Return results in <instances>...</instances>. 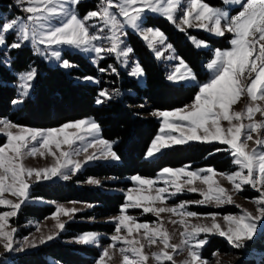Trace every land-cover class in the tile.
<instances>
[{
	"label": "snow or ice",
	"instance_id": "snow-or-ice-1",
	"mask_svg": "<svg viewBox=\"0 0 264 264\" xmlns=\"http://www.w3.org/2000/svg\"><path fill=\"white\" fill-rule=\"evenodd\" d=\"M82 2L83 0H15V5L28 15L0 20V51L18 50L26 42H30L37 54L48 59L54 58L65 69L75 67L62 57L61 48L65 46L84 53H94L96 63L108 56H115L118 60L123 58L126 62L133 49L125 45L123 37L127 36L125 29L131 28L148 43L157 56H160L162 53L156 49V45L163 44L167 37L160 29L143 26L149 13L162 16L182 32L197 28L217 37L231 34L229 40L231 47L224 50L216 49L213 59L207 64L212 76L206 83L200 85L194 103L184 109L158 113L163 117L161 133L167 128L179 132V136L172 135V132L158 134L146 156L151 158L164 149L184 145L190 141L202 143L215 141L227 146L217 147L215 151L229 152L234 158L233 163L239 166L238 170L231 173H218L213 168L187 170L190 166L179 169L165 167L161 169L159 177L167 187L155 189L153 186L157 180L142 178L139 175L132 177L139 187L127 192V202L121 206V214L113 218L117 225L116 234L110 237L112 243L103 250L97 264H107L105 258L108 260L112 258L109 249L115 248L121 241L127 245L119 249L123 255V264H148L150 256L158 264L162 260L176 264L173 254L178 248L182 251L186 249L188 252L189 258L182 264H208L200 253V249L208 242L207 235L199 238L202 233L224 237L236 249L246 247L247 242L254 241L259 231L264 230V105L260 103L264 102V0H222L223 5L239 6L234 15H230L229 11L223 8L213 7L204 0H190L187 4L184 0H99L96 9L80 17L76 9ZM89 21L97 23L89 24ZM10 36H14L15 40L10 41ZM189 39L196 48L209 46L207 41L196 37ZM103 41H108L110 46L105 47ZM166 47L170 49L172 45ZM171 58L178 60V65L168 75V80L173 82L196 80V74L182 57ZM5 63L10 66V60H6ZM99 70L117 72L112 65H109L108 69ZM37 75V70L30 68L19 76L20 97L12 101L14 105L24 103V98L28 97ZM131 75L137 77L144 75V69L139 62L135 64ZM245 95L249 99L245 109L234 110L233 106ZM111 99V94L101 91L96 103L103 104ZM258 113L262 117L260 120L255 119ZM222 121H226L228 126L224 127ZM184 122H187V134ZM0 125H2L0 132L7 137V143L0 146V206L10 209L0 213V242L7 252H11L16 229L9 230V219L17 216L21 206L29 199L31 187L29 178L34 176L37 182L51 180L54 177L69 180L72 174L90 161L99 159L118 161L120 157L113 150V142L99 138L100 125L93 120L69 122L60 128L47 130L27 128L6 118L0 119ZM13 129L18 131L14 132ZM69 129L78 131L69 132ZM79 133H86L94 139L86 142L82 148L74 150L72 145L77 140L85 141V135ZM253 133H256L255 137ZM249 141H252L255 147L249 148ZM63 145L68 146L67 151L62 150ZM53 146L59 150V154L53 150ZM89 148L97 151L86 155L83 161L73 159V156L81 152L87 153ZM47 154L53 156L55 160L50 167L29 168L23 162L25 157ZM217 175L225 177L237 192H242L244 186L248 185L259 193V196L254 198L257 204L255 213L242 209L241 215L223 216L227 223L226 228L216 220L219 213L199 214L187 210L190 204H214L215 207H222L235 203L228 190L214 178ZM165 177L168 178L164 179ZM181 177L187 178L183 184L180 183ZM196 181L207 185V191L194 186L187 188V191L199 192L203 199L184 201L172 207L156 206L158 202L166 203L171 196L185 191L184 184L194 185ZM88 182L100 183L95 179ZM170 188H174V191H169ZM133 192L139 194L134 195ZM5 193H10L17 199H7ZM129 209H142L143 213H152L158 218L165 212L181 217H210L212 223L190 224L182 218L179 223L184 226L181 232L183 239L180 245H176L170 243L171 235L164 228L162 218L156 227H150L149 223L137 222L133 216L128 215ZM77 211L79 210L75 208L66 209L61 206L58 207L56 215L70 216ZM57 227L63 231L65 224L58 222ZM122 229H126L127 235H120ZM141 229L144 230L147 246L155 245L159 239L163 248L147 254L144 251L145 244L140 243L135 237L129 239L134 231L139 232ZM58 235L59 232L49 234L41 242L51 241ZM77 242L97 244L98 234H82L77 238ZM168 249H171V252ZM129 252L133 258L125 254Z\"/></svg>",
	"mask_w": 264,
	"mask_h": 264
},
{
	"label": "trees",
	"instance_id": "trees-1",
	"mask_svg": "<svg viewBox=\"0 0 264 264\" xmlns=\"http://www.w3.org/2000/svg\"><path fill=\"white\" fill-rule=\"evenodd\" d=\"M216 4L219 0H204ZM11 0H0V8L8 10ZM99 0H91L81 4L82 10L96 8ZM84 7V8H83ZM149 26L163 30L168 41L177 49L178 54L195 70L201 80L207 78L200 59L206 52L197 50L186 38V34L178 30L163 17L150 16L146 21ZM207 37L204 34H201ZM209 38V37H207ZM215 44L220 40L209 38ZM128 40L138 54L146 73V84L140 86L136 79L121 72L122 89L133 90L123 98L110 100L97 105L96 98L99 86L81 82L78 78L98 74L97 68L79 53L65 52L64 58L75 67L65 71L59 66H51L38 57L30 46H23L10 51V66L3 62L4 53L0 51V117H8L13 123L38 128H51L93 116L102 127L103 136L108 140H116L115 151L120 157L118 164L98 162L87 166L81 173L66 181L43 182L32 187L33 196H41L58 202L78 201L92 205V209L77 216H93L103 218L116 215L125 202L120 193H109L99 188L81 185L88 176L105 175H141L153 176L165 167H179L185 164L193 166H211L219 172L233 168L232 156L227 151L216 152L217 147L226 148L219 143L192 142L176 145L166 149L157 158L145 160L144 156L160 127L159 121L150 115L153 110L176 109L186 106L195 99L197 85L174 84L166 78L162 65L158 62L142 38L134 33L128 34ZM34 64L37 77L34 81L33 97L24 105L13 110L12 101L17 97L16 71H21ZM116 75H114L115 77ZM0 136V146L5 143ZM55 211L52 205L25 204L22 206L18 222L25 223L29 219L43 220ZM70 230L59 238L41 245L36 249L23 251L15 255L6 254L0 264H95L100 256L98 248L87 244H69L64 237L78 232L93 230L97 227L114 230L112 225L71 221L66 224ZM24 234L31 232L25 229ZM261 252L260 258L245 257V250ZM244 249H235L241 255L233 264H264V230L252 242H247ZM230 244L219 236H214L206 247L205 256L220 251H232ZM9 257V258H8ZM8 258V259H7Z\"/></svg>",
	"mask_w": 264,
	"mask_h": 264
},
{
	"label": "rangeland",
	"instance_id": "rangeland-1",
	"mask_svg": "<svg viewBox=\"0 0 264 264\" xmlns=\"http://www.w3.org/2000/svg\"><path fill=\"white\" fill-rule=\"evenodd\" d=\"M12 2H10L8 4L7 9L8 10H2L0 8V20H8L14 16H23L26 17L28 14L25 12H22L20 10V8H18L15 5V0H11ZM87 1H91V0H83L82 3L87 2ZM190 0H184V3L187 4L189 3ZM205 2V1H204ZM81 3V4H82ZM208 3V2H206ZM81 4L77 7L76 11L78 16L83 17L88 11L90 10H94L96 8H89L87 10H82ZM209 5L213 6V7H218V8H223L224 10L229 11L230 15H234L238 10H239V6H227V5H223L222 4V0H219L218 3L216 4H210ZM84 8V7H83ZM150 16L153 17H162L158 14H152L149 13L146 18H145V22H144V27H152V28H156V29H160L161 31H163L161 28L156 27V26H149L146 24V21L148 20V18ZM89 24H93V23H97L96 21H89ZM174 25V24H173ZM176 28L177 26L174 25ZM178 29V28H177ZM127 31V36L123 37L124 41H125V45L127 47H130L133 49V52L129 55V57L127 58V61L124 62L123 58H121L120 60H118L115 56H108L106 59L99 61V63L94 62V58H95V54L94 53H84L81 52L79 50H74L68 47H63L61 48V52H62V57L64 58V53L70 52V53H79L81 55H83L84 57H86L90 63L92 65H94L97 70H98V74L94 75V76H83L78 78L79 81L81 82H86V83H90V84H96L99 86V90H98V95L97 98L99 97V94L101 91H107L109 94H111L112 99L111 100H118L123 98L124 94L126 93H130L133 94L134 91L133 90H126V89H122L120 87V85L116 86V84L119 83V81H121L122 77H121V72H125L127 73V75L131 78H134L137 80L138 84L140 86H144L146 84V73L144 71V75L143 76H133L131 75V72L133 71V68L135 67V64L137 62H139V64L142 66L139 56L138 54L135 52L132 44L130 43V41L128 40V34L130 33H134L136 35H138L140 38H142L137 32H135V30L131 29V28H126L125 29ZM179 30V29H178ZM93 31H95V29H93ZM105 31L107 32V29H105ZM186 34V38L187 40L193 45L192 41L189 39V37H196L197 39L200 40H204L207 41L208 43V47L207 48H196L194 45V47L197 50H201L206 52L205 54H203V57L200 59L202 67H203V71L207 73V78L205 80H201L198 78L195 70L191 67V65L184 60L189 67L192 68V70L194 71V73L196 74V80L195 81H183V82H173L168 80L169 82H172L174 84H184V85H197L198 88L200 87L201 84L206 83L212 76V72L207 68V64L209 63V61L211 59H213L214 57V51L216 49H229L231 47L229 40L231 39V34H226L225 37H217L213 34H210L202 29H197V28H190L187 29L186 32H184ZM165 34V33H164ZM201 34L206 35L209 38H213V39H218L220 40L219 44H215L212 40H210L207 37L202 36ZM166 36V35H165ZM10 41H14L15 37L14 36H10L9 37ZM143 40V38H142ZM144 43L148 46V43L143 40ZM103 45L105 47L110 46L108 41H103L102 42ZM172 45V43H170L168 41V39H166V41L163 44L157 43L156 45V49L158 51H160L162 53V55L157 56L156 52L153 51L149 46V50L152 52V54L155 56V58L158 60V62L162 65L164 71H165V75L166 78L168 77V75L173 71L174 67L178 65V60L171 58V57H181L178 52L177 49L175 48L174 45H172V48L168 49L166 46L167 45ZM125 45H122V47H124ZM24 46H30L33 50V52L35 53V55H37L38 57L44 59L49 65L51 66H59L61 68H63L60 64V62L56 61L54 58L52 59H48L45 56L39 55L35 52V49L33 48V46L31 45L30 42H26L24 44ZM42 48L44 46H41ZM55 47H60V46H55ZM4 53V59L3 62L5 63L6 60H11L10 58V51H2ZM109 65H112L113 67H115L117 69L116 73L111 72V70L107 71V72H101L99 69L100 68H105L108 69ZM30 68H35L34 64H30L28 68L21 70V71H16L15 74L18 77V81H17V98L20 97V79L19 76L28 71ZM143 68V66H142ZM65 71H69L70 69H65L63 68ZM144 69V68H143ZM114 75H116L114 77ZM85 77H93V80H88L85 79ZM119 79V81H118ZM35 81V80H34ZM34 81L32 82V88L29 92L28 97L24 98V102L28 99V98H32L33 97V87H34ZM199 92V90H198ZM198 94V93H197ZM96 98V101H97ZM110 100H106V102H108ZM194 103V100L192 102H190L189 104H187L186 106H189L191 104ZM249 103V99L248 97L245 95L243 96L240 101L233 106V109L236 111H241L244 110L246 105ZM262 105H264V102H260ZM23 104L20 105H14L13 104V110H16L18 108H20L21 106H23ZM97 105H101V104H97ZM186 106L180 107V108H176V109H166V110H153L150 115L153 116L154 118H156L159 123H160V127L158 129L157 134L155 135V137L158 134H164V133H168V132H172V135H176L179 136V132L176 131H172L171 129H164V133H161V128H163V117L159 116L158 113L159 112H163V111H174L177 109H184ZM7 119L10 120L8 117H0V119ZM256 120H260L262 119L261 115L258 113L255 116ZM80 120H93L95 122L96 119L93 116H87L75 121H80ZM11 121V120H10ZM75 121H70V122H75ZM247 122V121H245ZM69 123V122H67ZM98 123V122H97ZM222 125L224 127H227L228 124L226 121H222L221 122ZM99 124V123H98ZM185 124V134H187V122H184ZM64 125V124H63ZM23 126V125H21ZM62 125L57 126V127H51V128H38V127H31V126H24L27 128H33V129H42V130H47V129H56V128H60ZM0 127H2V125H0ZM14 132L18 131L17 129H13ZM69 132H77L78 130L75 129H69ZM82 135H85V141H79L77 140V142L72 145V149L74 150H78L80 148H82L84 146V144L90 140H93L94 138L92 136H88L86 133H79ZM0 136L5 137V143H7V137L3 132H0ZM253 136H256V133H253ZM154 137V138H155ZM99 138L101 139H106L103 136V132H102V127L100 126V132H99ZM62 139V137H61ZM154 140V139H153ZM152 140V142H153ZM110 142H113V150L115 151V145L117 143L116 140H108ZM151 142V143H152ZM192 142H199V141H190L189 143ZM212 143H218V142H212ZM188 144V143H187ZM249 144V148L251 147H255V145L253 144L252 141L248 142ZM101 146H97V148H99ZM150 147V146H149ZM171 148V147H170ZM53 150L57 151V154H59V150H56L53 146ZM62 150L67 151L68 150V146L67 145H63L62 146ZM166 149L162 150L161 153H163ZM93 151H97V149H93V148H89L87 153H83L81 152L79 155L73 156V159H77V160H81L83 161L86 157V155L91 154ZM148 151V150H147ZM147 153V152H146ZM161 153L149 158L146 156H144L145 160H153L155 158H157ZM97 154H99L97 152ZM233 157H232V163H233ZM24 164L26 167L29 168H37V169H42L45 167H50L55 163V160L53 158V156H51L50 154H47L45 156H40V155H36L34 157L29 156V157H25L24 159ZM98 162H101L103 164H118L120 163V159L118 161L116 160H106V159H99V160H93L88 162L87 164H84L83 167L76 172L75 174H72L71 178L78 175L79 173H81L87 166L89 165H93L96 164ZM185 166H190V168H188L187 170H197V169H207V168H213L211 166H193L192 164L188 163L179 167H170L173 169H179L181 167H185ZM238 165H235L233 163V168L229 171L226 172H219L218 173H231L233 171L238 170ZM214 169V168H213ZM161 170H159L155 175L153 176H141L142 178H148V179H153V180H157L158 182L153 186L154 189L155 188H160V187H167V185L164 184L163 179H161L159 177V173ZM136 175H123V176H118V175H105V176H88L85 181L80 182L81 185H88V186H92L95 188H99L100 190L109 192V193H120L123 194L125 196V202L124 204L127 202L126 201V194L130 189H137L139 186L137 185V183L132 179V177H134ZM168 177H165L164 179H167ZM218 183L223 186L224 188H226L229 192V194H231L233 196V199L235 201L234 204H225L222 207H215L214 204H205V205H197V204H190L187 206V210L188 211H193L199 214H206V213H219V215H217L216 220L217 222H219L221 224L222 227H227V223L226 221L223 219V216L225 215H241L242 214V209H247L253 213H255L256 208H257V204L254 202V198L259 196V193L254 190L253 188H251L248 185H245L243 188L242 192H237L234 190L233 185L223 176H215L214 177ZM90 179H95L98 180L100 183L99 184H92L89 183L88 181ZM186 177H181L180 183H184V181L186 180ZM58 181H66L63 180L60 177H54L51 180H40L39 182H37L35 180V177L33 176L32 178H29V183L31 184V187L29 189V199L28 201H26L22 206H24L25 204H34V205H52L55 206V211L47 216L46 218H44L43 220H35V219H29L27 220V222L25 223H19L18 222V215L19 212L17 214V216L15 217H11L9 219V230L11 228H15L16 232L14 234L13 237V251L11 252H7L4 247H3V243L0 242V260L2 258L5 257L6 254H10V255H15L17 253L23 252V251H28V250H33L38 248L41 245L47 244L50 241H47L45 243H42L41 240L43 238H46L49 234H55L57 232H59V235L56 236V238H59L60 235L62 233H65L67 231H69L70 229L66 227V224L68 222L71 221H78V222H88L90 224H94V223H102V224H108V225H112L114 227V230L112 232H110L108 229L106 228H101V227H97L93 230H89V231H82V232H78L75 235H71V236H67L64 237V241L66 243L69 244H81L77 242V238L80 237L82 234L85 233H96L98 234V243L97 244H87V245H93L96 248H98L99 252H100V256L102 255V252L105 248H108V246L112 243L110 237L115 233V228H116V222L113 220V218L119 216L121 214V211L116 214V215H112L109 217H103V218H94L93 216H77L79 213H84L86 211H89L92 209V205L88 204V203H84V202H78V201H69V202H58L55 200H51V199H46L44 197L41 196H33L32 193V187L38 183H43V182H58ZM196 187L197 189L200 190H204L207 191V185H205L203 182L201 181H196L194 185H188V184H184V188L185 191H183L182 193H178L174 196H171L166 203H157V207L160 206H164V207H172L175 205H179L184 201H198L203 199V196L200 195L199 192L193 193V192H189L187 191V188L189 187ZM169 191H174V188H170ZM134 195L139 194L138 192H133ZM147 194V193H145ZM153 194H155V192H153ZM5 198L7 199H12V200H16V197L11 196L10 193H5L4 194ZM237 205H239L240 207H237ZM21 206V208H22ZM64 207L66 209H78L79 211H77L75 214L73 215H59V217H57L56 213H57V209L58 207ZM10 210L9 208H7L6 206H0V213L4 212V211H8ZM121 210V208H120ZM128 215L133 216L137 222L140 223H149L150 227H156L159 220L162 218L163 220V226L165 229H167V231L169 232V234L171 235V240L170 243L172 244H176V245H180L181 240L183 239V237L181 236V232H183L184 230V226L181 225L179 223V221L183 218L186 219L188 223L190 224H208L210 225L212 223V219L210 217L208 218H192V217H181L178 214H173V213H161V216L158 218L156 217L154 214L152 213H143L142 209H129L128 210ZM170 221H177L176 223H171ZM58 222H62L65 224V229L63 231H60L57 227ZM131 223V222H130ZM25 229H31V232H29L28 234H24V230ZM263 230H260L258 235L262 232ZM121 236L127 235V231L126 229H122ZM205 235H207V240L208 242L203 246V248L200 249V253H201V257L204 260H207L208 264H233L241 255H239V253H237L236 251H234L236 248H234L228 241L226 238L221 237L219 235H208V234H200L199 238H204ZM257 235V236H258ZM214 236H219L223 239H225L230 246L232 247V251L228 252V253H223L220 251H216L214 253L211 254V256H205V252H206V247L208 246V244L210 243V241L212 240V238ZM135 237L136 239H138L140 241V243L145 244V248L144 251L147 254H150L152 252H157L160 251L163 248L162 243L159 241L155 244V245H151L150 247L147 246L148 242L147 240L144 238V230L141 229L139 232H133L132 236L129 237V239ZM55 238V239H56ZM54 240V239H53ZM52 241V240H51ZM30 244H34L35 246H30ZM121 247H127V245L123 244V242H118L115 248L109 249L110 251V255H111V259L108 260V258L106 259L107 264H123V255L120 253L119 249ZM17 249H22V250H17ZM244 249V248H241ZM245 250V249H244ZM169 252H171V249H168ZM127 255H129L130 258H133L132 254L129 253H125ZM245 257H256V258H260L262 253L258 252L256 250H245L244 253ZM99 256V258H100ZM9 258V257H8ZM7 258V259H8ZM98 258V260H99ZM188 252L187 250H181V249H177L176 253L173 254V259L176 261V264H182V262L186 259H188ZM97 260V261H98ZM97 264V262L95 263ZM148 264H158V262L152 258L150 256ZM160 264H172V261H167V260H162L160 262Z\"/></svg>",
	"mask_w": 264,
	"mask_h": 264
}]
</instances>
